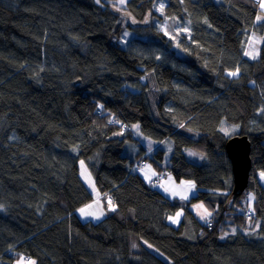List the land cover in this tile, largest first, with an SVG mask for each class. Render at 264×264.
I'll use <instances>...</instances> for the list:
<instances>
[{
	"label": "trees",
	"instance_id": "trees-1",
	"mask_svg": "<svg viewBox=\"0 0 264 264\" xmlns=\"http://www.w3.org/2000/svg\"><path fill=\"white\" fill-rule=\"evenodd\" d=\"M155 3L168 23H184L175 44L155 30L117 45L123 18L96 0H0V264L27 256L35 264H264L256 176L264 172V41L257 59L243 56L250 31L264 39V11L254 0L125 5L140 18ZM131 125L161 146L146 154ZM235 134L250 141L252 165L244 194L225 211L232 169L224 146ZM127 143L133 155L123 153ZM188 149L202 161L188 159ZM143 160L194 181L195 195L167 198L139 173ZM95 197L106 213L81 219L77 210ZM194 202L210 212L206 223ZM178 209L173 227L167 216ZM228 225L240 231L220 239Z\"/></svg>",
	"mask_w": 264,
	"mask_h": 264
},
{
	"label": "rangeland",
	"instance_id": "rangeland-1",
	"mask_svg": "<svg viewBox=\"0 0 264 264\" xmlns=\"http://www.w3.org/2000/svg\"><path fill=\"white\" fill-rule=\"evenodd\" d=\"M126 1H128V0H111V1H107L104 4L105 1L99 0V3L101 5H103V6L105 5L107 7H111V5H114L120 9L128 10L126 8V5H125ZM254 2L257 4V6L259 5L261 10L264 11V8L261 7V4H264V0H254ZM160 8H161V6L158 5V3H155L153 10H151L148 13V15L144 14L140 18L136 17V19L142 21V20H144L145 16L147 15L148 23L145 26H139V25L132 26L129 24V22L127 21L126 18L121 16L123 18V20H121L120 25L123 28V30L121 32V37L118 39L119 45L122 47L127 46L130 42V39L135 37L136 33H138V32L151 33L155 30L161 31L168 38H172V42H173V44H175L177 42L178 37H179L177 35V31L179 28H177V27L175 28L170 23H168L169 21L166 19V17H163L162 12L160 11ZM257 21H258V19H257ZM144 37L145 36H143V38ZM263 41H264V39L260 35H257L255 33H253L252 31H250L248 38L246 40V43H245V49L243 52V56L249 60L257 59L260 55V49H261L260 47H261V43ZM177 50H179V49H177ZM147 79L151 83V85H150L151 89H155L156 83L151 78H147V77L143 76L142 82L144 83L145 81H147ZM150 107L152 109V113L154 114L155 109H154L153 103H151V102H150ZM129 128H128V130H130L132 132V134H134V136L136 135L138 140L140 142H142L146 147L149 148L151 145L158 143V142L150 139L149 137L144 136L139 131L138 125H133V126L131 125ZM231 132H232L231 134H233L235 132V130H233ZM240 135L246 136L244 134H240ZM153 147H155V146H153ZM153 147L151 148V150L154 149ZM250 147H251V145H250ZM162 148L165 150L164 160L162 162V164L164 165L165 163L168 162V159L170 157L171 142H169V140H166L164 142ZM124 149H125L124 152L128 153V155H132L136 151V147H135L134 143L133 144H129V143L125 144ZM185 153H186V156L188 157V159L192 160L193 162L200 163L203 159V155L199 151L188 149L185 151ZM250 153H251V149H250ZM146 166L149 167L150 164L147 162ZM78 167H79V176H80L83 184L89 190V192H91L92 194H95L96 188L94 185V181H93V178H92L85 162L83 160H80L78 163ZM138 171L146 181H150L151 178H146V176L142 172V167L138 168ZM155 173L157 174L158 172H155ZM256 173H257L256 176H258L259 181L264 186V172L257 170ZM166 177H167L166 180L163 179L161 181H157L152 185L155 186L157 189H159L169 199H173V197H177L178 199L184 198L187 200L191 196H194L195 192L198 190L194 185V181H192L191 179L177 180L171 173H169ZM169 179L172 180V182L174 184V186L171 188H167L165 186V182H167V180H169ZM187 184L190 187V191H189V187L187 188ZM192 191H193V193H192ZM247 198L249 200L248 201L249 203L253 202L254 201L253 193L249 192ZM195 204H199L201 206H204L200 202H196V203L194 202L190 206L195 205ZM106 207H107V209H112L114 207V205L111 202L107 201ZM81 210H83V211H81ZM0 211H3V205H1V204H0ZM79 212H80L83 220H98V219H100V217H102L106 213V210L101 207L99 199L95 198V200L93 201V203H91L90 206H84V207L80 208ZM178 213L182 214V215L184 214L183 210H181V209L176 211L174 214H178ZM200 215H202V217H203L202 220H206L208 218L207 216L206 217L203 216V214H200ZM174 216L175 215H173V214L169 215L167 217V222L169 223V221H171L172 223H174V225H172L170 223L169 224L173 227H177L181 220H179V219L174 220V218H175ZM146 245L151 251L157 253L160 257L164 258L165 260H168V258L163 253H161L159 250H157L156 248H154L150 244H146ZM14 264H31V263H27V262L23 261L22 259H16L14 261Z\"/></svg>",
	"mask_w": 264,
	"mask_h": 264
},
{
	"label": "water",
	"instance_id": "water-1",
	"mask_svg": "<svg viewBox=\"0 0 264 264\" xmlns=\"http://www.w3.org/2000/svg\"><path fill=\"white\" fill-rule=\"evenodd\" d=\"M112 11L126 18L130 25H146L147 16L143 21H138L132 13L112 6ZM250 141L247 136L233 135L225 143L226 154L231 163L232 189L226 198L223 209H231L234 200L247 188L248 178L251 169Z\"/></svg>",
	"mask_w": 264,
	"mask_h": 264
},
{
	"label": "crops",
	"instance_id": "crops-1",
	"mask_svg": "<svg viewBox=\"0 0 264 264\" xmlns=\"http://www.w3.org/2000/svg\"><path fill=\"white\" fill-rule=\"evenodd\" d=\"M135 137H136V135H135ZM137 138V137H136ZM138 139V138H137ZM140 142V141H139ZM141 144L143 145V147L145 148V150H146V154H148V153H151L152 151H151V148L153 147V146H155V147H153L154 149L156 148V147H158L159 145H160V143H155L154 145H151L149 148L148 147H146L142 142H141ZM161 146V145H160ZM124 147H125V145H124ZM125 150V149H124ZM124 150H123V153L124 154H126V155H128V153H126V152H124ZM135 153V152H134ZM133 155V154H132ZM147 162L148 161H145L144 163H141V164H138L137 165V167L138 168H140V167H142V172L144 173V175L146 176V178H151L150 179V181L157 175L155 172H158V169H156V167H154V165L153 164H151L150 162H148L149 164H150V168L149 167H147L146 165H147ZM156 174V175H155ZM173 175V174H172ZM174 176V175H173ZM167 179V177L165 178V180ZM164 180V181H165ZM185 185V184H184ZM194 185H195V183H194ZM165 186L167 187V188H171V187H173L174 186V184H173V182H172V180H167V182H165ZM189 187V185L187 184V188ZM195 187H196V185H195ZM189 191H190V187H189ZM192 193H193V191H192ZM191 193V194H192ZM196 193V192H195ZM96 198V197H95ZM95 198L91 201V202H89V203H87L86 205H84V206H90L91 205V203H93V201L95 200ZM99 199V198H98ZM173 199H175L176 201H178V202H183V201H187L186 199H184V198H177V197H173ZM196 203V202H195ZM201 203V202H200ZM101 207H103V206H101ZM190 209H191V211L200 219V220H202V215H200V214H203V216H207L208 218L206 219V222L208 221V219H209V217H210V212L206 209V207L205 206H201V205H199V204H195V205H192V206H190ZM178 210H180V209H178ZM178 210H176V211H178ZM181 210H183V209H181ZM175 211V212H176ZM174 212V213H175ZM184 212V211H183ZM173 213V215H175L174 217V220H176V219H179V220H181L182 219V217H183V215L182 214H179V215H177V214H174ZM172 215V214H171ZM168 217V216H167ZM205 221V220H204ZM174 222V221H173ZM181 222V221H180ZM168 223V222H167ZM169 223L170 224H172V225H174V223H172L171 221H169ZM168 223V224H169Z\"/></svg>",
	"mask_w": 264,
	"mask_h": 264
},
{
	"label": "bare ground",
	"instance_id": "bare-ground-1",
	"mask_svg": "<svg viewBox=\"0 0 264 264\" xmlns=\"http://www.w3.org/2000/svg\"><path fill=\"white\" fill-rule=\"evenodd\" d=\"M116 7V6H115ZM118 8V7H117ZM172 26L173 27H177V28H185V26H184V23L182 22V20H179V19H174V20H172ZM120 37H121V35H120ZM120 37H118L117 39H116V43H117V45H119V43H118V39L120 38ZM244 49H245V47H244ZM244 52V51H243ZM231 73H235V71H231V72H229V75L230 76H235V75H231ZM133 126V125H132ZM130 129V128H129ZM130 131V130H129ZM131 132V131H130ZM132 133V132H131ZM235 135H237V134H235ZM233 136V135H232ZM229 138V137H228ZM227 138V139H228ZM227 141V140H226ZM226 143V142H225ZM225 147V146H224ZM226 151V150H225ZM228 157V156H227ZM229 159V158H228ZM245 191V190H244ZM244 191L238 196V197H240V196H242L243 194H244ZM237 197V198H238ZM248 197V195H245V198L244 199H246ZM236 198V199H237ZM235 199V200H236ZM243 199V200H244ZM248 199V198H247ZM235 200H234V202H235ZM234 202H233V205H234ZM232 205V206H233ZM233 207H231V209H232ZM231 209H229L230 211H231ZM229 210H226V211H229ZM237 212H241V210L239 209V208H237ZM77 213L79 214V217L82 219V217H81V214H80V212H79V210H77ZM203 223H206V220L204 221V220H201ZM180 224V223H179ZM179 226V225H178ZM177 226V227H178ZM238 231H240V230H238V228H236L235 226H232V225H228L227 227H226V229L224 230V232L221 234V235H219V237H220V239H225L226 238V236H228L229 234H232V233H235V232H238Z\"/></svg>",
	"mask_w": 264,
	"mask_h": 264
},
{
	"label": "built area",
	"instance_id": "built-area-1",
	"mask_svg": "<svg viewBox=\"0 0 264 264\" xmlns=\"http://www.w3.org/2000/svg\"><path fill=\"white\" fill-rule=\"evenodd\" d=\"M170 173V170L164 168L162 169L155 178L152 179V182L155 183L157 181H161L163 179H165V177ZM110 200H113V197L110 196L109 197ZM27 262L30 260V257L27 256L26 258H24Z\"/></svg>",
	"mask_w": 264,
	"mask_h": 264
},
{
	"label": "snow or ice",
	"instance_id": "snow-or-ice-1",
	"mask_svg": "<svg viewBox=\"0 0 264 264\" xmlns=\"http://www.w3.org/2000/svg\"><path fill=\"white\" fill-rule=\"evenodd\" d=\"M97 2L99 3V0H97ZM261 7L264 8V4H261ZM258 19H259V17H258ZM231 75H236V73H231ZM81 211H83V210H81ZM177 215H179V213ZM31 264H35V262L34 261L31 262Z\"/></svg>",
	"mask_w": 264,
	"mask_h": 264
}]
</instances>
